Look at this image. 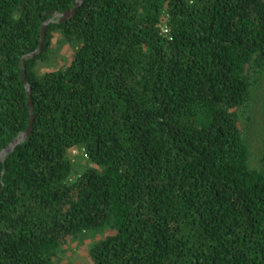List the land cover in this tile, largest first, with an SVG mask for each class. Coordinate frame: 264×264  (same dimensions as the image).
Returning a JSON list of instances; mask_svg holds the SVG:
<instances>
[{"label":"trees","instance_id":"trees-1","mask_svg":"<svg viewBox=\"0 0 264 264\" xmlns=\"http://www.w3.org/2000/svg\"><path fill=\"white\" fill-rule=\"evenodd\" d=\"M76 2L0 0V153L31 123L28 86L34 118L0 163V264L99 236L91 264H264V153L251 169L238 113L264 0H86L48 23Z\"/></svg>","mask_w":264,"mask_h":264},{"label":"rangeland","instance_id":"rangeland-1","mask_svg":"<svg viewBox=\"0 0 264 264\" xmlns=\"http://www.w3.org/2000/svg\"><path fill=\"white\" fill-rule=\"evenodd\" d=\"M165 29V27H163ZM166 32V30H164ZM73 57V50L67 46L53 55L51 67L41 70L43 74L47 70L62 69L68 66ZM252 99L248 105L238 110L240 118V128L250 148V168L258 170L261 168V158L264 153V71L254 82ZM77 148L71 151L72 162H85L83 159L77 160L80 156ZM99 236L95 239H87L83 243L70 240L64 246L63 253L58 257V264H91L89 250L92 245L102 239Z\"/></svg>","mask_w":264,"mask_h":264},{"label":"water","instance_id":"water-1","mask_svg":"<svg viewBox=\"0 0 264 264\" xmlns=\"http://www.w3.org/2000/svg\"><path fill=\"white\" fill-rule=\"evenodd\" d=\"M86 1V0H77L74 8L72 10H69L63 14H58L56 15L53 19H51L48 23H54V22H57V23H61L62 21L66 20V19H70L72 18L76 11L80 8L81 4ZM59 18V20L57 21L56 19ZM44 24L43 26V29H42V32H41V36H42V39H41V43H40V47L24 56L22 58V64H23V68H24V79L26 80V77H25V61L27 59H31V58H35L41 51H42V48H43V43H44V39H45V30H46V26L47 24ZM28 93H29V96H30V101H29V107H30V118H31V123L29 124V127L27 128L26 132L20 134L16 139L13 140V142H11V144H9L3 151H1L0 153V163L3 162L5 160V158L11 154L15 148L20 145L21 143H23L28 137L29 135L31 134L32 132V129H33V121H34V118H33V102H32V99H31V90L28 86Z\"/></svg>","mask_w":264,"mask_h":264}]
</instances>
